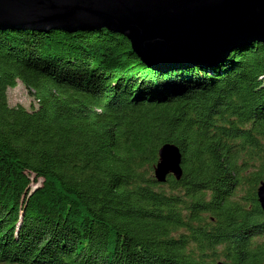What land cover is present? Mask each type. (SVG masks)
Returning a JSON list of instances; mask_svg holds the SVG:
<instances>
[{"label":"trees","instance_id":"1","mask_svg":"<svg viewBox=\"0 0 264 264\" xmlns=\"http://www.w3.org/2000/svg\"><path fill=\"white\" fill-rule=\"evenodd\" d=\"M262 182L264 45L162 72L104 29L0 30V264H264Z\"/></svg>","mask_w":264,"mask_h":264},{"label":"water","instance_id":"2","mask_svg":"<svg viewBox=\"0 0 264 264\" xmlns=\"http://www.w3.org/2000/svg\"><path fill=\"white\" fill-rule=\"evenodd\" d=\"M106 30L125 38L156 71L207 68L232 51L264 45V0H0V30L63 33ZM157 184L182 177L181 154L158 152ZM264 214V182L257 189Z\"/></svg>","mask_w":264,"mask_h":264},{"label":"rangeland","instance_id":"3","mask_svg":"<svg viewBox=\"0 0 264 264\" xmlns=\"http://www.w3.org/2000/svg\"><path fill=\"white\" fill-rule=\"evenodd\" d=\"M7 100L10 106L21 105L26 109L36 106L31 94L21 83L7 91Z\"/></svg>","mask_w":264,"mask_h":264}]
</instances>
